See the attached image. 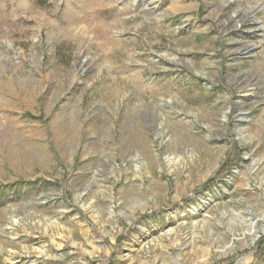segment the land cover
Returning <instances> with one entry per match:
<instances>
[{
  "label": "rangeland",
  "instance_id": "1",
  "mask_svg": "<svg viewBox=\"0 0 264 264\" xmlns=\"http://www.w3.org/2000/svg\"><path fill=\"white\" fill-rule=\"evenodd\" d=\"M0 264H264V0H0Z\"/></svg>",
  "mask_w": 264,
  "mask_h": 264
}]
</instances>
